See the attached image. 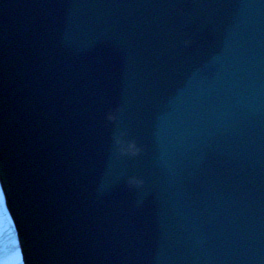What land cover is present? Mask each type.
<instances>
[{
	"label": "water",
	"instance_id": "water-1",
	"mask_svg": "<svg viewBox=\"0 0 264 264\" xmlns=\"http://www.w3.org/2000/svg\"><path fill=\"white\" fill-rule=\"evenodd\" d=\"M0 180L25 264H264V0H0Z\"/></svg>",
	"mask_w": 264,
	"mask_h": 264
},
{
	"label": "rangeland",
	"instance_id": "rangeland-1",
	"mask_svg": "<svg viewBox=\"0 0 264 264\" xmlns=\"http://www.w3.org/2000/svg\"><path fill=\"white\" fill-rule=\"evenodd\" d=\"M12 227V220L10 219L9 222L5 219V216L3 215V207L0 203V241L5 238V247L9 248L10 246H12V248L14 249L17 242L13 237L16 231ZM19 252L20 251H17L15 254H12L11 258L10 256H8L7 258L0 256V264H22L21 253Z\"/></svg>",
	"mask_w": 264,
	"mask_h": 264
},
{
	"label": "bare ground",
	"instance_id": "bare-ground-1",
	"mask_svg": "<svg viewBox=\"0 0 264 264\" xmlns=\"http://www.w3.org/2000/svg\"><path fill=\"white\" fill-rule=\"evenodd\" d=\"M0 203L3 207V215L5 216V219L9 222H10V219L12 220V226H13L12 228H14L16 231L15 221H14L12 213H11L7 203H6V195H5V191H4V188L2 186L1 180H0ZM13 237L17 242L16 247L14 249L12 248V246H10L9 248L5 247V244H6L5 238L2 241H0V256H3L4 258H7L8 256H10V258H11L12 254H15L17 251H20L19 253H21L22 264H25V260H24V256H23V252H22V246H21L17 231L15 232Z\"/></svg>",
	"mask_w": 264,
	"mask_h": 264
}]
</instances>
